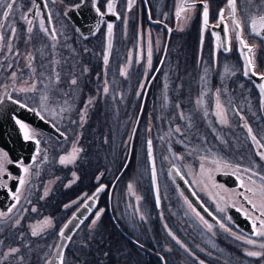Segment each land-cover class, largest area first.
<instances>
[{
	"label": "trees",
	"instance_id": "1",
	"mask_svg": "<svg viewBox=\"0 0 264 264\" xmlns=\"http://www.w3.org/2000/svg\"><path fill=\"white\" fill-rule=\"evenodd\" d=\"M76 1L78 0H63V2L59 3V7ZM100 1L101 8H103L106 0ZM140 28L141 23L134 22L133 33L135 34ZM98 50L102 51V49ZM197 52L198 49H179L182 71L186 68L185 63L195 62ZM175 53L176 49H172L171 45L168 61L172 62L174 60ZM92 72L93 75H97L96 78H99V84L89 85L85 83L81 87H75L77 93H81L78 89L82 88L84 95L88 93L95 95L94 103L88 105L85 114L86 122L83 126L81 127L79 123L73 124L72 121L79 122V113L87 102L85 99H81L80 102L77 101L76 103H67L68 107L71 108L69 115L65 116L70 118L69 121L63 122V129L68 135L67 140L58 141L51 135L43 134L45 141H41L39 149L40 160L43 155H47L48 160L43 163L42 169L52 173L51 181L54 180L57 183L53 188L52 194L39 202L41 204L36 207V212L27 211L28 213L24 214L22 217L24 220L18 227L11 224L6 229L5 234L4 232L0 234V254L7 253L10 248L16 247L20 249L16 256L9 257L7 260L3 258V255H0L2 264H39L42 254L47 253L50 247L52 248V244L58 239V231L77 207L73 205L74 208H65V205L71 204L72 199L81 197L83 193L90 195L96 190L98 183L106 184L110 187L122 171L126 160H128L129 152L126 145L131 144L132 131L144 101L143 93H141L140 98L137 96L138 92H140L138 86L144 83V60L136 59L134 61L129 95L126 99L123 98L122 92L127 84L124 81V77L119 75V70L116 71L115 81L111 79L110 70L104 69L102 64L97 66ZM105 80L108 81L107 86L110 90L107 96L102 93ZM159 88V85H152L149 90L134 140L131 163L117 183L111 197L113 217L128 235L142 244H144V239L137 236L128 227L129 216L124 214L123 206L124 209L129 207L130 217L135 221L136 225H139V229L142 228L141 232H143L144 220L140 219V213L137 211L138 207L134 203V196L128 195V183L131 181L133 171L138 165V156L142 153L143 160L145 157L146 131L144 126L146 123L157 122L164 128L180 125V127L186 129L187 121L176 119V113L178 117V113L181 110L190 111L194 107V102L190 98L191 93H193L191 85L188 84L187 78L183 74H181L179 82L177 81L167 86L169 94L167 102H164L165 99L163 100L159 97V95H162ZM161 104H163L162 108ZM177 104L180 105L179 109L176 108ZM157 109L162 110V113L158 114ZM72 130L76 132L73 133L74 136L71 133ZM192 133H189V138L192 137ZM167 135L173 138L170 133H167ZM77 137L79 138L78 147L82 148V152L74 164L61 166L59 157L69 151ZM175 148L179 150L182 146L175 145ZM73 172L76 173L78 178L73 177ZM101 173L103 174L102 176L100 175ZM97 177H99V181ZM65 179L71 181L70 189L68 190H64L63 186L59 187L64 185ZM149 184L150 182H142V184H139L138 191H141L143 195L144 190L147 191L151 200L152 196L150 194L152 191ZM116 196H119L123 206L120 203L116 207ZM200 197L207 207L211 209L206 200L202 196ZM151 202L153 203V201ZM97 209H104L103 215L94 229L91 228L90 223L94 219L93 213L76 231L66 248L65 264H163L160 259L150 254L148 259H144V248L129 240L115 225L110 211L109 190L101 195ZM42 215L51 216L52 222L55 221L53 222L54 225L56 223V229L53 231L51 228L46 229L48 231L38 230L42 231V234L34 237L31 235L29 222L33 219H38ZM180 219L183 221L182 218ZM180 228L183 231L184 227L182 225H180ZM220 232V234H216L219 251L222 254L225 253L229 257H233L235 259L233 261L234 264H264V258L256 259L245 256V245L239 244L235 239L228 240L229 237L222 231ZM183 239L184 237H180V241L185 243L184 241L186 240L183 241ZM168 241L170 247L164 245L161 250L155 248L156 251H159L164 256L165 264H198L197 259L195 261L180 245L173 246L171 238ZM189 250L196 257L207 260L205 253L195 250V248H189ZM105 253L108 255L105 256ZM177 255H179V258L175 257ZM21 257L23 258L22 260ZM223 262L227 263L229 260ZM230 262L232 261L230 260Z\"/></svg>",
	"mask_w": 264,
	"mask_h": 264
},
{
	"label": "snow or ice",
	"instance_id": "2",
	"mask_svg": "<svg viewBox=\"0 0 264 264\" xmlns=\"http://www.w3.org/2000/svg\"><path fill=\"white\" fill-rule=\"evenodd\" d=\"M56 0H52V3H55ZM63 2V0H61ZM83 2V0H82ZM197 3L202 5V26H201V46L203 45V34L204 31L207 30L209 26V5L207 0H192L191 3H188L187 0H183L176 7L175 16L177 18L181 17V13L185 12H194L196 10ZM245 3L248 5V8L245 9V13L249 15L250 18V30L249 36L254 38H259V40L264 41V0H260L259 4H256V0H245ZM135 4V0H127V10L131 11ZM31 5L34 6V11H27L22 10V5L18 4V0H0V15H2L4 21H8L11 17H14L15 13H20V19L26 25L25 32L27 34V38L25 40L26 44H30L32 40V36L34 33V29L37 27L41 33H43L48 40L52 41L50 47L53 50L54 58L49 61L48 63L52 65L49 73L45 75L44 71H38L35 61L37 60V56L33 54L31 51H26L21 53L18 49H14L12 41L17 38V28L12 27L9 33H5L3 31L6 28L5 23H0V54H4L5 59L8 56H12L13 58L22 57L24 60L23 67L19 66L20 61L17 60L16 64L13 65L11 63L7 64L6 66L3 64V61H0V67L4 68L5 71L8 73V79L12 82V89L15 92V97L5 92L4 96L0 97V105H2L5 100L10 101L13 105H16L18 108L25 110L29 113H32L38 119L45 123H49L52 127L56 128V131L59 133L61 137L67 139V135L64 131L60 130L57 124L54 122L57 119H62L63 114L65 112L70 111L69 107H66L67 100H64L61 103V100L58 97L67 96V93L63 92L59 88L55 87L61 83V74L60 71L57 70V66L61 64L59 59H55V50L57 46L60 44L58 38V32L55 28H50L46 26L45 20H47L48 24L52 23V15L50 13L45 14L44 12L40 11V4L37 3V0H31ZM48 0H44V8H47ZM80 5H73L71 6L72 9L79 7ZM93 6L96 9V13L98 16L103 17L107 14H111L115 16L117 20L121 19L120 15L115 11L116 4L115 0H106V10L101 11L100 7L94 2ZM226 7L228 10L229 15H225V8L221 7L218 13V24L223 25V32H224V39H221V36L215 32L212 35L215 37L216 44L214 50L212 52V62L213 64L218 63V50L223 49L225 53L231 51V38L229 37V26L227 21H231L232 31L235 33V40L239 45V52L240 55L244 57V66H243V75L244 77H256L261 83L259 84V97H260V105L264 107V73H257L255 71V60H254V50L257 46L255 39L252 43H249L248 38L244 35V29L242 27L243 21L242 19L237 18V4L236 0H226ZM255 9V12L250 11L251 9ZM67 15V12L64 13ZM259 17V24L257 23L256 17ZM31 17V18H30ZM149 19H151V15H149ZM185 20L189 19V17L185 16ZM154 23H161L164 22L162 20L153 21ZM125 27L127 26V20L124 21ZM165 28H168L167 24H164ZM171 32V29H168ZM112 35H113V24H107V40L108 44L107 47L110 49L112 44ZM165 47H167L165 45ZM246 50V51H245ZM37 52L40 53V58L42 63L40 64V69H44L47 67L45 63H43L44 52L42 49H37ZM87 51V49H85ZM152 55H153V40L149 35V39L147 41V48H146V56L145 52L142 49L141 55L139 60L146 61V70L152 71ZM103 63L105 67L109 64V55L106 52L103 55ZM162 63V62H161ZM129 64H131V60H129ZM25 69H27V78L25 77ZM84 72L87 69L83 70ZM159 71V69H157ZM205 75L200 77V80L204 82V85H207L206 75L208 68H205ZM224 72L226 76L234 75L235 70L230 68L228 65L224 66ZM127 67L119 69V75L127 78ZM148 77H145L147 79ZM105 86L102 89V93L107 96L109 94V87L108 81H104ZM69 84L72 87H76L78 85V79L73 75L69 81ZM5 88L8 85H4ZM140 92H138L137 96L140 98L141 93L146 95L145 89L146 84L141 83L139 86ZM166 87V86H165ZM243 87V85H241ZM212 94L214 100V111L213 115L216 117V122L221 126H230V119H229V110L232 109L233 101L229 98L228 100H222V95L227 94L226 85H222L214 90L207 89L202 86L200 94L195 100V107L193 112H202L204 117L208 116V109L205 107V97ZM25 97L26 99L22 100L18 97ZM165 101L167 100V96H164ZM31 100L33 103H29L28 101ZM94 103L93 98H89L84 106L81 109L79 115L80 120L72 121L73 124L79 123L82 127L83 124L86 122V112L88 109V105ZM180 105L177 104L176 108L179 109ZM142 110V109H141ZM234 114L239 117L240 120H245V117L241 114L240 111H235ZM51 116V119L49 118ZM178 117L181 121H187L186 129H182L180 125H176L174 128L170 130V132H174L178 134L180 137H184L188 139L189 144L191 140L189 139V133H192V129L195 127V124L192 120V116L186 115L184 111H180L178 113ZM12 119L15 121V124L18 125L20 132L23 134V139L25 141H32L37 145V149L40 145V140L37 138L38 133L35 129L31 128L30 125L21 119L13 116ZM137 123L139 120L137 119ZM245 130L247 131L248 136L251 138L253 145L257 146L258 150L256 151V156L259 158V161H264V137L258 139L257 135L253 134L252 127L245 121L242 125ZM146 131L150 132L151 128H147ZM135 135V129L133 130V136ZM192 135H196V133H192ZM163 139V137H161ZM197 139H206L200 136H197ZM107 142V141H105ZM184 143L183 140L180 141ZM226 143V142H225ZM79 138L77 137L75 141L72 143L71 151L68 152L66 155H61L59 157V163L61 165L67 166L69 164H74L78 159L80 153L82 152V148L78 147ZM187 148V145H185ZM129 154L131 153L132 145H126ZM200 149L193 145L191 149L187 151V155H195V158L199 160V167L198 169L193 170L191 165H188L190 171H193V174L197 176L199 179L196 181L197 183L201 184L204 190H208L209 183L215 185V181L212 179V173L214 171H219L221 168L228 170L229 168L232 170V173L237 176V179L240 180V187L244 189L242 192H238L237 196L242 200L241 208H237L236 210L239 212L243 209V213L247 219L251 221L252 227V235L260 238V239H251L247 237H242L241 235L236 234L232 231L231 227L226 225L220 218L214 216L211 212L208 213L209 216H212V219L215 221V225L219 227L225 233L233 236V238L237 241H242L244 245L251 246L248 249L244 250V255L251 258L261 259L264 258V172L257 171L258 165L253 162L251 167H242L239 164L233 165L230 161H224L222 159L217 158L215 155H212L211 158L208 155H200ZM146 152L147 158L151 164V176L152 182L155 185L156 183V165L153 156V141L151 138L146 140ZM40 156L39 150H37L36 156L32 158L33 165L37 164L36 157ZM174 159L176 160H183V155H174ZM48 157L47 155H43L41 157V163L47 162ZM213 165L214 167L209 168L206 165ZM15 166L16 168L20 169L23 175L16 176L10 171L9 166ZM32 165H25L21 161H13L10 159L9 154L7 152H0V189H6L8 194L11 196L14 203L9 206L6 211H0V221L7 220L9 215L12 213V210L20 204L21 197H22V190H25L28 185H30L31 180V171ZM123 168H127V160L123 165ZM177 175L181 176V179H184V176L181 175L178 169H174ZM73 177H76V173H72ZM103 175L102 173L100 174ZM78 178V177H76ZM17 181V186L13 190L10 187L11 181ZM99 181V177H97ZM74 182V181H73ZM219 187L218 185H215ZM108 186L104 184H97L95 192L91 195L88 193H83L81 197L78 198L77 201H73L74 204L79 207L81 202L83 203V208L86 211L91 212L92 205L96 204L99 199L100 193L104 192ZM129 192H133V185H128ZM227 192V189H224ZM134 194V192H133ZM48 195V191L44 192V196ZM209 195H212L209 193ZM183 197V193H181ZM141 198L139 196L136 197V200L139 201ZM157 206H159V196L157 195ZM230 197H220L219 200L214 201L216 202V210L224 214L226 212L227 207L235 206V201H232L231 204L229 203ZM90 202V203H89ZM30 203V201H29ZM184 203L187 205L188 209L199 219V221L204 225L208 232H213L214 225L210 223L208 220L201 215L199 211L193 204L189 202V200L185 197ZM223 204L224 206H221ZM247 205L248 207H244ZM71 204L65 205V208L71 207ZM23 211H27V209H23ZM32 212H36V208L33 207L31 209ZM139 211V209H137ZM205 211L208 210L205 208ZM104 213V209H97L94 213V219L91 220V228L94 229L97 222L100 220L101 216ZM22 217H17L12 221L13 226L18 227L20 225ZM87 217H83L82 219L77 217L75 214L72 218L65 223L62 228L58 231L57 235L61 241L63 240H71V236L67 235V231H70L69 226L72 225L73 221H78V224H83L84 220ZM141 220H144V216H140ZM230 221V217L228 218ZM42 226L44 228H52L54 227L53 222L51 219L45 218L42 221ZM167 227V226H165ZM31 228V235L37 236L41 235L42 231H38L36 226H30ZM168 235L172 237V239L180 245L181 248L184 249L189 256H192L194 259H198L185 244H183L171 231L168 232ZM138 243V242H137ZM142 246V245H141ZM57 249H63L65 247L64 244H58L55 246ZM258 249V250H256ZM170 251V249H169ZM203 251V249H201ZM20 252L19 248H11L8 250L7 253H3V258L7 260L9 257H14L17 253ZM105 256L108 254L105 253ZM23 258L21 257V260ZM163 259V257H161ZM54 260H58V264H65V257L62 251H58L57 255L52 259L46 260L45 264H53ZM2 264V262H0ZM199 264H205L204 260H199Z\"/></svg>",
	"mask_w": 264,
	"mask_h": 264
},
{
	"label": "flooded vegetation",
	"instance_id": "3",
	"mask_svg": "<svg viewBox=\"0 0 264 264\" xmlns=\"http://www.w3.org/2000/svg\"><path fill=\"white\" fill-rule=\"evenodd\" d=\"M56 1L58 2L57 4L61 3V0H56ZM21 2L24 5L28 4V2H30L29 5L31 4V0H18V4L22 5V7H24V5ZM79 2H81V0H78L72 4L65 5L64 6L65 9L63 10L62 13H64V11L68 9L70 6L75 5ZM146 2L150 10L151 18L154 21L162 20L164 24H167L168 27L171 29V33H169L168 29L165 28L164 25L160 23H151L149 21L146 11L145 0H135V4L131 9V11L127 10V0H118L116 10L120 15L121 19H119V21L115 25L113 48L109 59V64L107 65V67H105L103 63V55H104L105 43H106L105 36H106L107 23L103 22L102 26L96 33H92L93 30L89 29L88 32L89 35L85 37L84 33L79 31L76 28V26L72 24V22H70V20L66 16H64L65 23L69 26V29L66 32V34L61 36L59 40L60 44L57 46L55 50L56 53L55 59H59L61 61V64L57 66V70L60 71L61 74V83L59 85H56L55 87L59 88L60 90H63L65 93H67V96H64L62 98L58 97V98L61 100L62 103L64 100H67V102L76 103L77 101L80 102L81 99L83 100L85 99V101H87L89 98L94 99L95 95H90L89 93L84 95L82 92V88L78 89L81 93H77L75 87H72L69 84V81L74 75L78 79L77 86L79 87L83 86L85 83L89 85L99 84V78H96L97 75H93L92 71L100 64H102L104 69L110 70V76L112 77L111 79L115 81L116 71L120 69L121 63H124L125 66H127L128 56L131 54L133 38L134 37L137 38L138 35L137 33L136 34L133 33L134 22H139L141 23V27H142V29L140 28V30H142L141 32H144V38H142L141 40H138L137 38L138 43L141 44L142 46H140L139 44H135V45L139 46L140 49H144L145 56H146V48H147V41L149 39V35L153 40L152 71L146 70L147 67L146 61L144 60V83L146 84V89L148 88L146 99L148 97L149 90L152 87V85H159L160 94H162L161 96L159 95V97H161L163 100L165 95L169 97V94L163 88V85H171L172 83H175L177 81L179 82L181 78V74H183V76L187 78L188 84L191 85V90L193 92L191 93V101L194 102L193 106L195 107V100H196L195 94L198 90V87L201 86V83L202 85H204V82L200 80V77L202 73H205L204 71L205 68H208L206 75V80L208 81L207 85H209L211 88L214 89L221 87L222 85H226L227 94L222 95V100H228L230 98L233 101L232 109H230L228 113L230 119V126L222 127L224 134L227 136V141L230 143L228 144V146H233L234 144H236L237 146H239L237 149L241 152L242 151L241 149L243 148L244 136H247L248 140L250 141L249 146L250 147L252 146L253 149L256 150L257 146L253 145L251 138L248 136L247 131L242 125L246 121L252 127V129L255 127L256 128L255 130L257 132L263 133L264 131L261 130L260 114L264 119V107H261L260 105L259 91L255 86L254 82L251 79L244 77L243 75L244 61L238 50L239 45L235 40V33L232 31V25L230 20H228L227 23L229 26V37L231 38V51L225 53L223 49H219L218 57H217L218 63L213 64L212 62V52L216 44L215 37L212 35V33L215 32L219 34L221 36V39H223L224 37V32H223L224 26L223 25L217 26V24H218V13L221 7L225 8V15L226 16L229 15L226 7V0H207L209 5V26L207 30L204 31L202 46H201V26H202L201 4L197 3L196 10L194 12L181 13V17L177 18L175 16L176 7L180 3H182L183 0H154V1L146 0ZM187 2L191 3L192 0H187ZM259 3L260 0H256V4ZM236 4H237V18L242 19L243 21L242 27L244 29L245 37L248 38L249 43H252L253 40L255 39V42L257 44L254 50L255 71L257 73H264V41L259 40V38H254L249 36L250 18L249 15H247L244 11L245 9L248 8V5L245 3V0H236ZM47 6L50 14L53 16L52 8L50 6L49 1ZM98 6L100 7L101 11H105L106 3L104 4V7L101 8V1L99 0ZM57 7L59 8V6ZM261 7H264V5H261ZM33 10H34V6L31 5L30 11ZM134 11H136V14L132 15ZM250 11L255 12V9L253 8ZM0 12H2V10H0ZM185 16L189 17V19L185 20L184 19ZM134 18H136V20H134ZM256 19H257V23L259 24V17L257 16ZM125 20H127L126 27L124 23ZM11 21L12 24L11 25L8 24V26H6V28L3 31H5V33H9L12 27L17 28L18 30L17 38L12 41L14 49H18L21 53H24L26 51L33 52V54L37 56V60L35 61V63L38 68V71H41L39 66L42 63V60L40 58V53L37 52L36 50L37 49L43 50L44 52L43 63L46 64L48 60L51 61L54 58L53 50L50 47L52 41L49 40V44H46V41H48V39L46 38L42 39L39 35L35 36L33 34L31 43L26 44L25 43V40L27 38V34L25 32L26 25L24 24L23 21H19L16 18H14ZM7 22L8 21H4L2 15H0V23H5L7 25ZM52 25L54 28L53 19H52ZM165 45L167 47H165ZM171 45H172V49H176L174 60L172 62L168 61L169 49L171 48ZM46 49H50V52L47 53ZM85 49H87V51H85ZM98 49H102V51H99ZM118 49H124V50H120L117 52ZM179 49H198L195 62L185 63L186 68L183 71L181 70ZM117 53H120L119 61H116ZM164 55L166 56L164 62L161 65ZM18 58L19 57L13 58L12 56L9 55L8 58L5 59L4 54H0V61H3V64L5 66L9 63L15 65ZM122 60H124V62H122ZM19 61H20V67L22 68L24 64L23 58L21 57ZM225 65H228L230 68H233L235 70V74L226 76L224 72ZM51 67L52 65L50 64L48 69L50 70ZM84 69H87V71L84 72L83 71ZM157 69H159V71H157ZM24 71H27V69H25ZM45 71L46 72L48 71L47 67ZM7 74H8L7 71H5L4 68L0 67V87H3V85L5 84L4 80ZM145 77L148 78L145 79ZM241 85H243V87H241ZM9 88L12 89V87H8L7 89ZM1 90L2 88L0 89V91ZM5 91L2 93L0 97L4 95ZM11 94L15 97L14 95L15 92H13V89L11 91ZM18 98L22 99L20 97ZM212 101L213 100H211V102ZM235 111H240L241 114L245 117V120L243 121L240 120L239 117L234 114ZM63 116L66 115L63 114ZM211 117H213V115ZM54 122L56 123V121ZM58 123L60 125L56 123L57 126L60 128V130L64 131L63 124L60 122ZM34 128L40 131L42 134H48L36 127ZM263 129H264V125H263ZM64 132L67 135V132L66 131ZM54 138L57 139L56 137ZM40 147H41V142L39 145V149ZM226 151L228 152V149H226ZM36 153L34 156H36ZM62 155H65V153ZM36 158H38V156ZM255 160L259 161V158L256 156ZM231 164L236 165L238 163H231ZM221 172L233 174L230 168L228 170L223 169V171ZM260 172H264V166L263 169L260 170ZM234 176L236 178L237 184L236 186L233 187L228 186L224 182H219L217 178L216 180L221 185H223L225 189L228 190L229 193L233 195L229 200V203L231 204L232 201H235V207L241 208L242 200L237 196V193L244 191V189L240 187V180L237 179V176L235 174ZM12 182L13 181L10 182V187ZM56 183L57 181L54 180L53 181L50 180L49 182H47L48 187H45L44 189L45 191L46 190L48 191L47 197H49L52 194V189L54 188ZM175 187L179 189V187L177 186ZM0 190L4 191L6 189H0ZM194 191L201 199L200 196L202 195L200 194V192H198L195 189ZM180 192L182 193L181 190ZM151 196L152 197L150 200L148 192L144 190V244H142L139 241L138 242L144 246V259H148L150 254L160 259L163 262V264H165L164 256L159 251H156L155 248L157 250H161L164 245L170 247L168 240L169 238L172 239V237L168 235L169 231H171L180 240V233L182 230V228H180L181 225L180 213L182 212V209L180 212L176 204H174L172 206L173 211L169 212L171 213V215L169 214L164 215L162 211L163 208L162 202H161V207L158 208L154 200V195L152 194ZM10 200H12L11 196H10ZM151 201H153V203ZM13 203L14 201L12 200V204ZM71 205L74 204L71 203ZM244 207H248V206L244 205ZM16 208L17 207H15L13 210H16ZM77 208L78 207H76V209ZM0 209L2 210L1 207ZM209 210L216 216V214L211 209ZM241 212L243 213V209H241ZM224 223L230 226L233 232H235L238 235H241L242 237H247L254 240L259 239L255 236H248L244 232L238 230L229 221L226 212H225ZM213 225H215V223H213ZM216 227L219 229L218 226ZM193 231L194 229H192L190 226L189 228L190 234ZM223 233L227 237H229L228 240L234 239L233 236L229 235L228 233L225 232ZM172 242H173V246L178 245L173 239ZM238 242L239 244H243L242 241H238ZM161 257H163V259H161ZM175 257L179 258V255Z\"/></svg>",
	"mask_w": 264,
	"mask_h": 264
},
{
	"label": "rangeland",
	"instance_id": "4",
	"mask_svg": "<svg viewBox=\"0 0 264 264\" xmlns=\"http://www.w3.org/2000/svg\"><path fill=\"white\" fill-rule=\"evenodd\" d=\"M48 1L50 3L51 8H52V13H53L52 17H53V22H54V28L57 30V32L59 34L58 38L60 40L61 36L66 34V32L69 29V26L65 23V20H64L65 15H64V13H62L63 10L65 9V7L62 6V7L58 8L57 6H59L60 4H57L58 3L57 1L55 3H52V0H48ZM29 3L30 2H28V4H26V5H24L22 3L24 5V7H22V10L30 11L31 4L29 5ZM135 14H136V11H134V13L132 15H135ZM14 18L21 21L20 13L19 12L15 13L14 17H11L8 20L7 26H8V24H10V25L12 24L11 20H13ZM134 20H136V18H134ZM141 29H142V27H141ZM141 31L142 30H139L136 32L138 34L137 35L138 40H141L142 38H144V32H141ZM33 34L35 36L39 35L42 39H45V38L48 39L43 33H41L39 31L38 24H37V27L34 29ZM137 38L136 37L133 38L131 54L128 56L127 66H125L124 63H121V65H120V68L127 67V73H128L127 78L124 77V81L126 82L127 85H125L126 87L124 88V90L122 92L123 98H125V99L129 95V89H130V83H131L130 81L132 80V71H133V67H134V61L136 59L139 60V57L141 55V50H142L139 48V46L135 45V44H139L137 41ZM46 44H49V40L46 41ZM139 45L142 46L141 44H139ZM120 50L121 49H118L117 52ZM46 52L49 53L50 49H46ZM116 57H117L116 61H119L120 60V53H117ZM20 58L21 57H19L18 60H20ZM129 60H131V64H129ZM49 61L50 60H48L46 62L48 71H49L48 68L50 65L48 63ZM122 62H124V60H122ZM19 66H20V64H19ZM45 69L46 68L41 69V71H44L45 75H47L49 72L48 71L46 72ZM204 75H205V73H202L201 76H204ZM25 78H27V71H25ZM133 80H134V78H133ZM4 81H5L4 85H8V87H12L11 86L12 82L8 79V74H7ZM4 85H3V87H0V89L2 88V90L0 91V96L8 88V87L5 88ZM167 86L168 85H163V88L166 91H167ZM202 86L205 87L206 91L209 88L214 90V88H211L209 85L205 86V85H202V83H201L200 87L202 88ZM200 87H198V90L195 94L196 98L200 94V91H201ZM20 98H22L23 100L26 99L23 96H21ZM211 100H213V97H212V94L209 93V95H207L205 97V107H207V109H208V116L207 117H204L202 112H193L194 108H192L190 111H187L184 109L181 110V111H184L186 115L192 116V120L195 124V127L193 128V133H196V135H192V137L189 138L191 140L190 144L188 142V139H185L184 137H179L174 132H170V130L172 128H174L175 126L174 127L172 126L169 128L168 127L164 128V127H162V125H159V123H157V122L154 123L152 121H151L152 123L150 122L151 124L146 123L144 126L145 131L147 128H151L150 132L146 131L145 140L147 137H149L152 139L153 144H154L155 158H156V164H157L158 175H159L161 202H162V206H163V208H162L163 214L164 215H166V214L171 215V213H169V212L173 211L172 206L174 204H176V206L180 212L182 209V212L180 213V218H182L183 221H181V219H180V221H181L182 227H184V230L181 231L180 237L181 238L184 237L183 241L184 240L187 241V242L184 241L185 243H183V242L182 243L191 249L195 248V250H199V251H201V249H203V251H201V252L205 253V255L207 256V260H205V261L208 264H234L233 261L235 259L233 257H231V256L229 257L227 254H225V253L222 254L219 251V243L217 241L216 234H220L221 233L220 230L215 228L216 226L214 225L213 232L207 231V229L199 221V219L191 212L190 209H188L187 205L184 203L185 197L181 196L180 190L175 187V185L171 181L169 173H168V167L171 164L176 165L180 169V171L185 175V177L188 179V181L190 182L192 187L195 190H197L198 192H200V194L202 195V198H204L206 200V203L209 205L211 210L216 214V216L224 222L225 213L222 214L220 212H217L216 202H214V201L219 200L220 197H230V199H231V197L233 196L228 191L225 192L224 191L225 187L223 185H221L219 182H217V180H216V175L219 172L223 171V168H221L219 171H214L212 173V179H213V181H215V185H218L219 187L209 183L208 190H204L202 188L201 184L196 182L199 178L197 176H195L193 174V171H190L188 168V165H191V168L193 170L198 169L200 162L198 159L195 158V155H187L186 154L187 151L189 149H191V147L193 145H195L201 150L200 155H208L210 158L212 155H215L219 159H222L224 161H230L231 163H238L244 167H251L253 165V162H255L258 165V167L256 169L257 171H260L261 169H263L264 161L260 162V161L255 160V158H256L255 152L257 151V148L255 150V149H253L252 146L251 147L249 146L250 141L248 140L247 136H244L243 148L241 149L242 150L241 152L237 149L239 146H237L236 144H234L233 146H228V144H230V143L227 141V136L223 132V129H222L223 126H221L220 124H218L216 122V117L213 115L214 100L212 102H211ZM28 102L33 103L31 100H29ZM164 102H167V101H164ZM162 106H163V104H161V108H162ZM66 107H68V105H66ZM70 110H71V108H70ZM157 113L161 114L162 110L157 109ZM64 114L69 115V111L65 112ZM212 115H213V117H211ZM49 118L51 119V116H49ZM62 119H64V121H62ZM62 119H57L56 123L59 124L58 122H60V123L64 124L63 122H68L70 118L63 116ZM176 119H179L177 117V113H176ZM260 120H261V130L264 131V129H263L264 119L262 118L261 114H260ZM177 123H178V120H177ZM30 127L35 129L32 126H30ZM182 129H185V128H182ZM253 129H254L253 132L255 135H257L258 139L261 137H264V132L263 133L257 132L255 130L256 129L255 127ZM35 130L38 133L37 138L40 140V142L42 140L45 141L44 135L40 131H38L37 129H35ZM165 130H166V132H165ZM71 133L74 136L73 133H76V132L74 130H72ZM167 133H170V135L173 136V138H170L167 135ZM197 136H200V137L206 138V139H197ZM161 137H163V139H161ZM181 140H183L184 143H181L180 142ZM144 144H145V142H144ZM175 145L182 146V148L177 150L175 148ZM185 145H187V148ZM71 147H70V150L68 152L71 151ZM226 149H228V152L226 151ZM0 152H6V151H4L0 147ZM67 153H65V155ZM174 155H183L184 159L183 160H176V159H174ZM40 156H41V154H40ZM40 156H38V158H36L37 164L33 165V162L31 164L32 165V168L30 169V171H31V176H30L31 183H30V185L27 186V188L25 190H22V197H21L20 204L17 206L16 210H12V213L9 215V218L7 220L0 221V234H3V232L5 234L6 229L12 224V221L15 218L23 217V215L25 214V211H23V209H27V211H30L33 207L36 208L38 205L41 204V203L39 204V202L42 200L41 198L44 197L43 199H45V197L48 196V195L44 196V192H45L44 189H45V187H48L47 182H49L52 179V176H51L52 173H49L47 170L43 171V169H42L43 163H40V161H41ZM138 157H139L138 165H137L136 169L133 171L131 181L128 183V184L133 185L134 194H133V192H129L128 195L134 196V198H135L134 203L138 207L137 209H139L140 216L141 215L144 216V195L141 193V191L140 192L138 191L139 184H142V182H150L149 186H150L151 191H152L150 196L153 194V187H152V182H151V177H150V168H149V163L147 161V156H146V145H145L144 160L142 158V153H140V156H138ZM61 166H64V165H61ZM206 167L212 168L214 166L209 164V165H206ZM70 183H71V181H67L65 179L64 185H61L59 187L63 186L64 190H68V189H70V185H71ZM52 191H53V189H52ZM209 193H211L212 195H209ZM137 196H139L141 198L139 201L136 200ZM77 200H78V198H74L71 200L72 201L71 203L74 204L73 201H77ZM29 201H30V203H29ZM119 204L121 206H123L122 202H120L119 196H116V207L119 206ZM130 204H131V202H130ZM74 206H77V205L74 204ZM74 206L72 205L71 207L74 208ZM221 206H224V205L221 204ZM130 208H131V206H130ZM129 210H130L129 207L127 209H124V206H123L124 214H128V216H129V220L127 221L128 227L130 229H132L136 233L137 236H140L144 239V231L141 232L142 228L139 229L138 228L139 225H136L135 221L132 220V218L130 217V214H129L130 213ZM0 211H2V210L0 209ZM45 218L52 220L51 216L42 215L38 219H33L31 222H29V226H36L38 230L48 231L46 229H49V228H44L42 226V221ZM23 220H24V218L21 219V222ZM53 222H55V221H53ZM53 225H54V223H53ZM190 226L192 229H194V231L191 234L189 232ZM51 229H52V231L56 229V223H55L54 227H52ZM57 242H58V239L56 240L55 243L52 244V248L50 247L48 249L47 253L45 252L42 254L39 264H45V261L49 260L52 257V255L56 249L55 246L57 245ZM250 247L251 246H249V245H245V249H248ZM14 248H16V247H14ZM256 250H258V249H256ZM194 260L196 261V259H194ZM228 260H229V262H227V263L223 262V261H228ZM230 260L232 262H230Z\"/></svg>",
	"mask_w": 264,
	"mask_h": 264
},
{
	"label": "water",
	"instance_id": "5",
	"mask_svg": "<svg viewBox=\"0 0 264 264\" xmlns=\"http://www.w3.org/2000/svg\"><path fill=\"white\" fill-rule=\"evenodd\" d=\"M94 2L98 6L99 0H83V2L81 0V2L77 3L80 5L79 7L72 9L70 6L68 9H66L64 11V13L67 12V15H65V16L70 20V22H72V24H74L76 26V28L79 31L84 33L85 37H87L89 35V33H88L89 29L93 30L92 33H96L100 29V27L102 26L103 22H106L107 24L112 23L113 24V35H112V40H111L112 46L110 49L107 47L108 40H107V27H106V36H105L106 43H105V50H104V54L107 52L109 55V59H110L112 48H113V42H114L115 25L119 20H117L115 18V16H113L111 14H107L103 17L98 16L96 13V9L93 6ZM37 3L40 4V6H41L40 9L42 12H44L45 14L50 13L48 6H47V8H44V6H43L44 0H37ZM117 3H118V0H115L116 6H117ZM145 3H146V11H147L148 19H149V15H151V14H150V10H149V7H148L146 0H145ZM77 4H75V5H77ZM115 11L117 12L116 8H115ZM149 21L151 23H154L153 22L154 20L152 18L149 19ZM45 23H46V26L53 28L52 23L49 25L47 20H45ZM162 25H164V23ZM167 29H169V27ZM169 33H171V32H169ZM223 39H224V37H223ZM166 52H167V49H166ZM166 52H165V54H166ZM165 56L166 55H164V57H163L162 63L164 62ZM242 58L244 61L243 56H242ZM162 63H161V65H162ZM161 65H160V67H161ZM160 67H159V69H160ZM247 78L251 79L254 82L255 86L257 87V89L259 91V84L261 83V81H259L256 77L250 76ZM6 91L8 93H11L12 89L9 88ZM147 92H148V88L146 89V95H147ZM146 95L144 97L142 110L140 111V114L137 118L139 120V122H140L142 111L144 108ZM13 116H16L17 118H19L22 121L40 129L41 131L56 137L60 141L65 140V138L61 137L59 135V133L56 131V128L52 127L51 124L41 121L36 116H34L32 113H29L25 110H22V109L18 108L16 105H13L10 101L5 100V102L2 105H0V147L9 154L10 159H12L13 161H22L26 166L30 165L32 162V158L34 157L35 153L39 149V148L37 149V145L34 142L25 141L23 139V134L20 132L18 125H16L15 121L12 119ZM138 125H139V123H137V121H136L135 126L133 128V130L135 129V135L133 136V131H132V136H131L132 149H131V153L129 154L128 160H127V168L126 169L123 168L122 171L118 174V176L114 180V182L112 183V185L110 187H107L106 190L104 192L100 193V195H99V199H100L101 195L103 193H105L107 190H109V204H110V211H111L112 217H113V214H112V209H111V197L113 195V191H114L117 183L119 182V180L121 179V177L123 176V174L128 169V167L131 163V159H132V155H133V145H134V140H135V136L137 133ZM147 139H149V137ZM146 156H147V152H146ZM153 156H154V160H155L156 174H157L155 185L152 182L151 164H150L148 158H147V161L149 163V168H150V177H151V182H152V187H153L154 200H155L156 205H157L156 198L158 195L159 196V206H157V207L160 208L161 207L160 184H159V175H158V169H157L156 158H155L154 144H153ZM9 168H10V171L13 174H15L16 176H20L23 174L22 171L20 169L16 168L15 166L10 165ZM174 169H178L180 171V169L174 164H171L168 167V173H169L170 179L173 182V184L175 186L179 187V189L182 191L183 195L189 200V202H191L193 204V206L197 209V211H199L201 213L202 216H204L205 219H207L208 221H210L212 223H215V221L212 219V216L208 215V213L211 211L207 208V206L199 198V196L194 191V189L191 187L190 183L187 181V179L185 178L183 173L180 171L181 175L184 176V179H181V176L177 175L176 171ZM216 178L219 182H224L230 187L236 186V184H237L234 174H231V173L220 172L217 174ZM17 183L18 182L15 180L12 182L11 187L13 188V190L16 188ZM104 185H106V184H104ZM99 199L96 202V204L92 205L91 212L86 211L83 208L84 202H81V205L72 213V215L67 219V221L65 223H67L72 218V216L74 214L81 219L85 216L88 219V217L90 215H92L93 213L96 212V210L98 208ZM10 205H12V200H10V196H9L7 190H4V191L0 190V207L2 208L3 211H6ZM205 208L208 210L207 212L205 211ZM236 209L237 208L235 206H229L226 209V213H227L228 218L229 217L231 218L230 222L238 230L244 232L248 236H253L252 235L251 221L249 219H247L241 211L238 212ZM87 219H85L84 222ZM113 221H114L115 225L118 227V229L121 231V233H123L129 240L133 241L135 244L144 248V246L142 244H140L138 241L134 240L130 235H128L120 227V225L118 224V222L116 221V219L114 217H113ZM81 225L82 224H78V221H73L72 225L69 226L70 231L66 230L67 235L71 236V239H72L73 235L76 233V231L80 228ZM70 241L71 240L61 241L60 239H58L57 245L58 244H64L65 247L63 249H57L56 248L50 259L55 257L57 255L58 251H62L64 253V256H65V251H66V248H67ZM199 260H201V258H199L197 260L198 264H199ZM53 264H58V260H54ZM205 264H208V263L205 261Z\"/></svg>",
	"mask_w": 264,
	"mask_h": 264
}]
</instances>
